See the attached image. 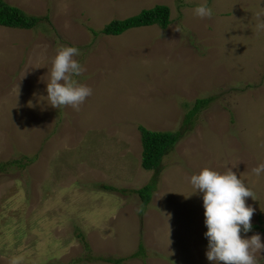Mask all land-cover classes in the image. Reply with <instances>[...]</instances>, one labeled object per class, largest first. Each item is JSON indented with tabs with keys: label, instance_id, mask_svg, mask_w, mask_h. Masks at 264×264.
Segmentation results:
<instances>
[{
	"label": "rangeland",
	"instance_id": "obj_1",
	"mask_svg": "<svg viewBox=\"0 0 264 264\" xmlns=\"http://www.w3.org/2000/svg\"><path fill=\"white\" fill-rule=\"evenodd\" d=\"M2 1L49 19L0 26V264H214L190 183L204 168H231L253 191L241 236L264 243V172H252L264 163V0ZM203 3L210 19L194 14ZM156 4L165 28L90 31ZM61 46L78 48L74 79L92 89L78 111L47 99ZM140 128L182 132L159 172L141 165Z\"/></svg>",
	"mask_w": 264,
	"mask_h": 264
},
{
	"label": "clouds",
	"instance_id": "obj_2",
	"mask_svg": "<svg viewBox=\"0 0 264 264\" xmlns=\"http://www.w3.org/2000/svg\"><path fill=\"white\" fill-rule=\"evenodd\" d=\"M194 14L200 19H210L213 10L203 3L194 9ZM258 27L264 28V23ZM78 55H80L78 48L61 46L52 60L46 92L49 105L53 108L71 106L78 111L86 98L92 94L90 87L74 79L85 70L74 59ZM15 92L18 96L17 85ZM252 172L259 176L264 172V163L253 168ZM190 183L195 189L193 193L199 191L203 194L204 223L207 228L204 235L208 240L207 259L214 264H258L257 255L264 251V243L261 242L260 235L254 234L250 238L241 236L242 231L247 233L252 229L251 219L255 209L246 204V198L251 197L254 200L253 191L231 168L223 173L204 168L199 174L190 177ZM167 230L169 237L168 224ZM170 243L168 238V245ZM23 259V256L13 257L10 264H21Z\"/></svg>",
	"mask_w": 264,
	"mask_h": 264
},
{
	"label": "trees",
	"instance_id": "obj_3",
	"mask_svg": "<svg viewBox=\"0 0 264 264\" xmlns=\"http://www.w3.org/2000/svg\"><path fill=\"white\" fill-rule=\"evenodd\" d=\"M169 15L170 10L167 5L156 4L150 8H143L137 14L129 16L126 19L111 20L99 31L91 28L90 31L94 35L98 33L118 35L133 27L148 26L152 24L165 28L170 23ZM44 19H49V14H45L40 17L37 15L27 14L17 6L10 5L0 0V26L32 29L37 25L40 26L42 24V20L44 21ZM207 101L208 98L197 99L194 102L193 107L187 112L184 121H191L197 110L206 104ZM140 131L142 144L141 165L145 169H153L155 172H159V164L162 157L173 147L175 141L182 136V132L153 131L145 128H140ZM1 167L2 164H0V168ZM103 187L114 190L113 187L108 185H104ZM153 187L154 183H148L137 190L144 202L147 203L149 201L150 192ZM253 226L257 227V224H253ZM108 261L117 263L120 262L121 259L113 260L109 258Z\"/></svg>",
	"mask_w": 264,
	"mask_h": 264
}]
</instances>
